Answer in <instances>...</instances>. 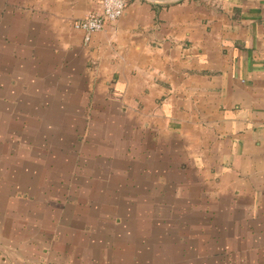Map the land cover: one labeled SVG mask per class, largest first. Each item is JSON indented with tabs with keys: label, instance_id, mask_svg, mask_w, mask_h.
<instances>
[{
	"label": "crops",
	"instance_id": "1",
	"mask_svg": "<svg viewBox=\"0 0 264 264\" xmlns=\"http://www.w3.org/2000/svg\"><path fill=\"white\" fill-rule=\"evenodd\" d=\"M0 0V264H264V0Z\"/></svg>",
	"mask_w": 264,
	"mask_h": 264
},
{
	"label": "built area",
	"instance_id": "2",
	"mask_svg": "<svg viewBox=\"0 0 264 264\" xmlns=\"http://www.w3.org/2000/svg\"><path fill=\"white\" fill-rule=\"evenodd\" d=\"M102 9L91 11L86 17L75 22V28L83 30L90 35L102 31L108 23L121 18L127 7V0H100Z\"/></svg>",
	"mask_w": 264,
	"mask_h": 264
}]
</instances>
